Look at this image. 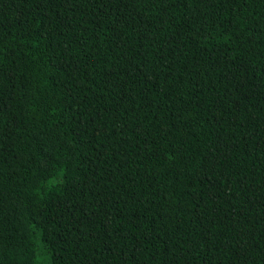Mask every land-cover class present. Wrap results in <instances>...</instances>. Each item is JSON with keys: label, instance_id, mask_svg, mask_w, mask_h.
I'll return each instance as SVG.
<instances>
[{"label": "trees", "instance_id": "1", "mask_svg": "<svg viewBox=\"0 0 264 264\" xmlns=\"http://www.w3.org/2000/svg\"><path fill=\"white\" fill-rule=\"evenodd\" d=\"M0 264H264V0H0Z\"/></svg>", "mask_w": 264, "mask_h": 264}]
</instances>
